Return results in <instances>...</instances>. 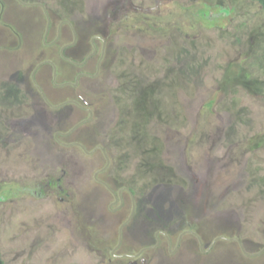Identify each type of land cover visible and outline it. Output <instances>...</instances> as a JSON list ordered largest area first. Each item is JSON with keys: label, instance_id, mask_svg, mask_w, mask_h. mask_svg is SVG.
I'll use <instances>...</instances> for the list:
<instances>
[{"label": "rangeland", "instance_id": "1", "mask_svg": "<svg viewBox=\"0 0 264 264\" xmlns=\"http://www.w3.org/2000/svg\"><path fill=\"white\" fill-rule=\"evenodd\" d=\"M229 64L257 88L222 91ZM0 255L264 264L257 2L0 0Z\"/></svg>", "mask_w": 264, "mask_h": 264}, {"label": "trees", "instance_id": "2", "mask_svg": "<svg viewBox=\"0 0 264 264\" xmlns=\"http://www.w3.org/2000/svg\"><path fill=\"white\" fill-rule=\"evenodd\" d=\"M257 2V4L264 10V0H252ZM257 80L256 78L248 71H246L241 65L237 64H229L225 67L224 72L222 74V78L220 80L219 86L222 91L234 90L235 88L239 87L245 90L252 92V90L256 89ZM150 89H146L140 92L139 96L137 97L136 106L139 108L140 112H142V116L146 115L145 112L146 102L145 96L148 94ZM137 134L141 133V129L136 127ZM158 168L162 166L160 164L157 165ZM0 264H4L3 260L1 259L0 255Z\"/></svg>", "mask_w": 264, "mask_h": 264}, {"label": "flooded vegetation", "instance_id": "3", "mask_svg": "<svg viewBox=\"0 0 264 264\" xmlns=\"http://www.w3.org/2000/svg\"><path fill=\"white\" fill-rule=\"evenodd\" d=\"M73 42H74V41H73ZM63 50H66L67 54H69V56H70L71 54H72V55H73V54H77V53H78V50H79L78 48L73 47L72 43H70V44H66V45H64V46L61 48V57H60V58H62L63 60H65V62H68V63H70V64H72V62L77 63L76 61H73V60L70 59V58L63 57ZM91 54H92V53L88 54V55L86 56V58H84V60H83L82 62L77 63V65H75V66H77V68L80 67V65H82V64H84V63L86 62V60L88 59L89 56H91ZM97 69H98V62H97V65H96V71H97ZM79 77H87V78L90 77V78H91V77H94V75H93V74H88V73H85V72H84V73H83V72H79V73H77L76 76H75V79H74L75 84H72L73 87H74V85H76V83H77ZM69 102H72L73 105L76 106L77 108L80 107L81 109L86 110V111L88 112V115H89V116H87L85 119H83V121L88 120V118L91 116V113H90V111H88L87 108H85L84 106H80L77 102H73V101H69Z\"/></svg>", "mask_w": 264, "mask_h": 264}]
</instances>
